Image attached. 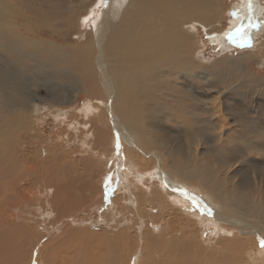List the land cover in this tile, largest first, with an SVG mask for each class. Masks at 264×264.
Segmentation results:
<instances>
[{
    "label": "bare ground",
    "instance_id": "6f19581e",
    "mask_svg": "<svg viewBox=\"0 0 264 264\" xmlns=\"http://www.w3.org/2000/svg\"><path fill=\"white\" fill-rule=\"evenodd\" d=\"M249 3H251V7H249ZM95 4H102L101 10L95 11ZM78 7L79 10H81L80 14H78V25L74 26L71 23L74 17V12L71 9L68 10L70 16L67 17L66 23L69 24L72 30H78V43H81L80 52L84 56V61L81 64L82 69L86 72L89 80L92 82L95 81L98 86H95V92L90 87L96 98H94L93 102L86 103L85 107L82 109L76 110L74 120L70 122L71 133L68 134L73 136L76 134L77 130L80 129L82 133H85L83 137L89 138L87 144L85 142L81 144L84 154L90 151L92 153L91 155H94L96 159L100 156V160H98L99 163L106 161L105 168L102 170L103 174L100 175L98 179V183L102 187L98 190L97 195H99V199L94 204L89 205L91 206L90 209L94 211L98 208L99 213H107L108 210H112L110 208H115L116 203L120 201H125L124 203L128 204V202L131 203V199L136 198L138 201L142 202L144 199L147 203L154 204L155 201L162 200L164 203V210L166 208L174 209L175 215L181 214L180 212H185V216L183 215L184 219L195 229H199L198 235L207 242V245L212 242V239H214V243L216 240L220 242V239L222 240V238L226 236L240 239V237H238L239 235L251 234L252 230L253 232L264 234L260 226L255 223L257 222L256 220L254 222L253 220H249L251 215L249 216L248 213L243 214L240 211L244 209L250 212L254 209L249 203L244 202L235 194L237 192H246L249 189L246 190V186H242L240 182H232L234 175L229 178L225 175L219 176L216 173L217 170H215V167L219 165L222 168V166L227 163L225 160L224 163L221 159L212 160L211 158H206V161H202L198 157L197 159L195 157L198 156V153H195L196 148L194 147L193 149L190 148L189 152L191 158L188 161L185 160L186 162L183 166H181L182 161L179 162V160L172 159L169 154L162 152L163 155L168 156L170 163L166 164V166H160L159 168L155 166L144 168L142 165H137V158L133 157L134 155L128 152V149H143L140 148L142 140L140 132L142 130L143 120L147 121L148 128L153 130V133H157L162 130V126L160 127V125L166 117H164L165 114L162 112L163 109L166 110L165 105L158 99V94L156 95L153 91L147 89V80L150 79L149 76L151 75L148 74L147 71L167 72L166 65L170 63L171 68H169L168 74L172 76L176 68L173 66L172 62L178 59L182 61L188 60L180 62L178 69H186V71L189 72L188 76L193 82L196 81L194 77L209 80L211 72L209 74L207 71L195 70V61L196 59L200 60L201 49L204 47L203 37L199 34V26L203 27L207 32L209 40L220 42L221 46L224 48L227 46V43L230 42H232V44L241 45L240 42L246 36L254 43V46L260 50L264 43L261 42V38H264V28L262 30L264 25H261L264 21V0L235 1V3L231 5L232 9L227 12L228 8L226 13L224 11L225 8L222 6V0H81ZM228 15L233 19L230 21L228 28L225 29L226 31L224 34H221L224 31L221 29V27H223L221 25L226 21ZM3 22L5 24L11 23V21L7 19V16L4 17ZM88 27H93L94 31L92 32ZM224 27L226 28L227 26ZM237 29H240V31H237ZM229 34H231V40L229 39ZM258 40L261 43H258ZM263 58L264 55L261 56L262 60ZM62 62L63 61L58 58L35 57L33 67L36 69L51 68L53 71H58L59 74L65 76L67 75L68 66ZM261 62L263 63V61ZM18 70L19 69L16 67V71ZM19 71L21 72V70ZM18 73L16 75L15 71L10 73L9 70L0 68V97L3 100L9 101L15 93H20L19 86L15 85L17 83L13 82L14 76H18ZM171 84L173 85L172 82ZM231 86L233 85L231 84ZM165 89L169 92L167 93V99L170 97L175 100L172 96L173 92H170L169 87L166 86ZM211 89H214V87ZM210 93V91L197 89L195 94L193 93V97H191L195 99L196 105L201 107L202 111L205 109L208 110L209 108L208 105L210 102L206 101L211 100L209 97ZM77 98L78 95H75L74 100H77ZM217 99H219V97ZM179 101L181 102L179 110H182V118L180 119L178 117L180 112L176 113L179 110H175L174 114L170 116L176 124H179L178 126L180 129L183 130L189 146L202 145L200 144L202 136V134H200V129L196 130L198 134L194 131L198 124H202V116L197 115V118H194L192 123L187 120L185 121L184 117L186 116V111H183L185 109L183 108L184 102L181 99ZM145 105H147V107H144ZM175 106H178L177 101ZM213 111L215 112L216 108H214ZM55 112L56 115H54V119L58 122L63 121L59 114H65V112L61 109H57ZM146 113L150 116L153 115L152 118L143 117ZM36 115V109L33 110L31 114L25 112V114L20 115L22 117V123H17L15 119V123L13 124L11 120L12 127H16L19 133H22L24 127H20V125L34 124L31 120ZM16 118L19 119V117ZM251 118L252 117H250V119ZM260 120V123H254L261 130L264 129V120H262V118H260ZM35 121L37 123L42 121V119L36 117ZM237 123L242 125L240 120L239 122L237 121ZM252 123L253 122L247 121L246 124ZM26 128L32 132L30 127ZM33 128H37L35 131L36 134H39L40 131L38 127ZM17 140H19V137L2 141L6 142L10 147L8 150L6 148L7 152L0 153V156H13L12 151L15 148ZM125 141L129 143L127 146ZM123 149H126L127 155L122 153ZM201 151L199 152L203 156L205 152ZM47 154H49V151H47ZM58 158L64 161V156ZM95 158L89 157L87 159L89 161H94ZM16 159L3 166L5 162L0 158V176L2 178L7 174L12 176L15 175L18 168H20L23 163L24 167L26 166L28 161L27 158ZM152 160L154 162V159ZM244 161L245 160H243V162ZM65 163L66 165H64L62 169L58 167V172L55 169L57 165L51 167V169H44L43 171L40 170L39 164L33 163L35 166L31 165L30 175L37 176L34 183L39 184L38 182L41 175H43L45 179L43 181L45 184L42 185L44 190L42 193L44 196H41L40 200L36 198L30 200V197H27L23 199V201L18 202V200L21 199V190L15 192L16 189L13 187L14 183L13 185L11 183L12 179L9 181L12 187L8 185L9 192L7 186H3L0 189V264H95L96 258L94 259V257L99 254H97L96 251L88 250V248L84 251L81 242H84V244H92L91 241L97 239L89 238L91 236L82 239L79 230L71 232L62 231L59 235L60 240L54 239L53 241L45 234L37 235L36 233H30V230L25 227L19 225L11 226L10 224L7 225L5 222L10 216H16L21 219L18 215L20 213L18 212L30 214L31 211H36L40 215H45L48 219L53 216V214H56L53 217V219H55L71 214L82 207L83 204L88 203L92 194L94 195L96 193V184L91 180V177L96 174L93 170L96 169L95 161L92 162L93 165H88L87 163V174H81L84 176L78 174L77 168L71 165L70 160L69 162L65 161ZM177 163L180 164V168L176 169V171L169 168L175 167ZM41 164L45 165L46 160ZM215 164L216 166L213 167ZM193 165L194 168L192 167ZM109 166H111L112 170L107 173ZM227 168H230V166H227ZM224 170L226 171V166ZM227 171L229 170L227 169ZM19 175L17 174L16 176ZM236 176H238V174ZM195 182H198L199 184L197 183V185L208 190L210 193L209 196L206 195L205 191L201 192L198 186L195 188L192 185L193 183L195 184ZM106 184L109 185L106 186ZM28 191L31 195L33 194L32 190ZM112 191H114V194L118 195L119 198L113 197L114 194L111 195L113 193ZM230 193L234 195L231 197L229 195ZM109 195L111 196L108 200L107 197ZM111 202L113 203L112 206H110ZM121 203L123 204V202ZM7 204L14 213L5 216L6 213L4 215L2 209L8 208ZM106 204H109V206L106 207ZM218 204L222 205L223 208H219ZM100 206L102 207L99 209ZM128 206L129 205L125 207ZM154 208L153 210H161L160 207ZM116 210L112 211L116 213ZM254 210L257 213L256 217L262 218L264 224L263 209L258 210L255 208ZM115 213L112 214L114 215ZM80 214L81 213L73 215V217H76L73 221L75 225H88L86 222H89L90 214H87V216H89L88 218L77 220ZM141 215L144 214L142 213ZM228 215H231V217ZM146 218H148L147 215ZM63 219L65 222H69L67 218ZM90 220L94 219L91 218ZM145 222H147L146 219ZM226 222L233 224V227L228 226ZM147 224L148 223H146V225ZM62 225L56 228L60 229ZM152 227L156 230V226ZM194 228H192L191 232ZM89 229H91V227H89L88 230ZM145 230L148 229L145 228ZM170 230L172 229L170 228ZM143 232L145 231L142 230V233ZM201 232H203V234ZM162 233L159 234L163 235ZM165 234H168L166 237L167 246L170 243L174 244V242L178 240L177 237L179 236L173 234V231L169 233L165 232ZM148 237L149 236H147V239ZM154 238L157 239L156 237ZM245 238L249 240V242H247L248 247L245 248L248 258L245 264H264V247H261L260 242H257L255 247L252 244L249 249L252 240L250 241L249 236H245ZM245 238H242V240ZM260 239H264V236L260 237ZM121 243L119 244L120 247L123 245H121ZM180 245L185 247L188 245V241H180ZM114 246L115 244L113 247ZM74 247L76 248L73 249ZM126 247L124 246V248ZM111 248L109 249L111 250ZM115 248L118 250V246ZM103 252H100L101 255ZM118 252L120 251L118 250ZM220 252H222V250ZM215 253L217 254L219 252L215 250L211 255H215ZM121 255H123V258L130 257L128 264H138V262H135L136 258L134 255H131L130 252ZM206 256H209V254ZM106 257L107 256H105V259ZM208 258L206 260H208ZM101 259H103V257ZM224 259L230 263L229 256H225ZM97 260H99V258ZM210 263H212V261ZM215 264L220 263L217 262Z\"/></svg>",
    "mask_w": 264,
    "mask_h": 264
},
{
    "label": "rangeland",
    "instance_id": "374dc122",
    "mask_svg": "<svg viewBox=\"0 0 264 264\" xmlns=\"http://www.w3.org/2000/svg\"><path fill=\"white\" fill-rule=\"evenodd\" d=\"M235 1L242 2V0H222L225 13L228 8L227 12L232 9L231 5L235 3ZM80 3L81 0H0V68H5L9 70L10 73L15 71L16 75L20 72L19 70H21L18 76H14L13 81L17 83L15 85L19 86L20 93H15L9 101H5L0 97V153L7 152L10 147L6 142L2 141H7L9 138L15 139V137H19V140L15 143V148L12 151L14 157L2 156V158L0 156V158L5 162L3 166L9 162L15 161L16 158V160L23 158L28 159L26 166L24 167L23 163V165L18 168L19 171L17 170L15 175L12 176L7 174L4 178L0 176V189L3 186H7L9 192L8 185H11V183L13 185L14 183L13 187L16 189L15 192L21 190V199H19L18 202L23 201V199L27 197H30V200L35 198L40 200L41 196H44L42 193L44 191L42 185L45 184V182H43L45 179L44 176L41 175L38 182L39 184L34 183L37 176L30 175V168L35 166L33 163L39 164L41 171L44 169H51V167L57 165L55 169L58 172V167L62 169L64 165H66L65 161L69 162L70 160L71 165L75 166L78 174L81 175L82 173L87 174V163L88 165H93L92 162L95 161L96 169L93 170L96 174L91 177V180L96 184V193L94 195L92 194L88 203L83 204L77 211L62 217L53 219L56 215L53 214V216L48 219L45 215H40L36 211H31L30 214L18 212L20 213L18 215L21 219L16 216H10L5 222L7 225L25 227L30 230V233H36L37 235L45 234L53 241L54 239L60 240L59 235L62 231L71 232L79 230L82 239L91 236L89 238L98 240L91 241L92 244L86 242V244H84V242H81L84 251L88 248V250L96 251L97 254H99L94 257L96 261L93 259L95 264H118V261L119 264H128L130 257L123 258V255H121L126 252H130L131 255H134L136 258L135 262H138V264L247 263L248 258L245 248L248 247L247 242H249V240L245 238V236H249L250 241L252 240L249 245L250 249L252 244L255 247L256 243L260 242V237L264 236L263 233L253 232L252 230L251 234L239 235L238 237H240L241 240L226 236L222 238V240L220 239V242L216 240L214 243V239H212V242L207 245V242L198 235L199 229H195L184 219L185 212H180L181 214L175 215L174 209L166 208L164 210V203L162 200L155 201L154 204H149L144 199L141 202L136 198L131 199V203L128 202V204H125V201H120L115 205L117 210L109 207L112 210H116V213L112 210H108L109 212L107 211V213H99L98 208L94 211L90 209L91 206L89 205L94 204L99 199V195L97 194L98 190L102 187L99 185L98 179L100 175L103 174L102 170L105 168L106 161L99 163L98 160H100V156L96 159L94 155H91L92 153L90 151L84 154L81 144L82 142L87 144L89 138L83 137L85 133H82L80 129H78L73 136L68 134L71 133L70 122L74 120L76 110L82 109L88 102H93L94 98H96L93 91L95 92V86H98L95 81L92 82L89 80L86 72L82 69L81 64L84 61V56L80 52L81 43H78V30H72L69 24L66 23L67 17L70 16L68 10L71 9L74 12L71 23L74 26L78 25V14H80L81 11L78 7ZM94 7L95 11H99L101 10L102 4H95ZM5 16H7V19H9L11 23L5 24L3 22ZM229 16L230 15H228L226 21L221 25L223 26L221 29L224 30L221 34H224L226 31L225 29L228 28L230 21L233 19ZM261 25H264V21ZM224 26L227 27L225 28ZM199 28V34L203 37L204 47L201 49L200 60L196 59L195 61V70L207 71L209 74L211 72L210 79L205 80L200 77H194L196 81L193 82L188 76L189 72L186 71V69H178L180 62L188 60L182 61L178 59L172 62L173 66L176 67L175 73H173L172 76L168 74L169 68H171L170 63L166 65L167 72H152L148 70L147 73L152 76L150 75V79L147 80V89H150L156 95L158 94V99L165 105L166 110L163 109L162 112L165 114L164 117H166L160 125V127L162 126V130L157 133H153V130L148 128L147 121L143 120L142 130L140 132L142 136L140 148L143 149H128V152L134 155L133 157L137 158V165H142L144 168H151L153 166L159 168L160 166H166V164L170 163L168 156L163 155L162 152L169 154L172 159L179 160V162L182 161L181 166H183L185 162L191 158L189 152L190 148L193 149L194 147L196 148L195 153H198V156L195 158L198 157L202 161H206V158H211L212 160L221 159L224 163L226 161L227 163L222 166L223 170L219 165H217V167H215L216 164L213 166L215 170H217L216 173L219 176L225 175L229 178L234 175L232 182H240L242 186H246V190L249 189L246 192L235 193L238 198L249 203L254 209H263L264 214V129L260 130L254 123H260V118L264 120V58L263 60L261 59V56L264 55V38H261L263 46L260 50H258L254 46V43L246 36L240 42L241 45L232 44V42H230L227 43V46L224 48L221 46L220 42L209 40L207 32L203 27L199 26ZM263 28L264 26L262 30ZM88 29L92 32L94 31L93 27H88ZM257 42L261 43L259 40ZM35 57L58 58L63 61L62 63L68 66L67 75L63 76L59 74L58 71H53L51 68L36 69L33 67ZM261 61H263V63ZM16 67L19 69L18 71H16ZM231 84L234 87L231 86ZM166 86L169 87L170 92H173L172 96L175 100L171 99L169 96L170 100L167 99V93L169 92L165 89ZM212 87H214V89H211ZM197 89L211 92L209 95L211 100H205L206 102H210L208 110L205 109L202 111V108L196 105L195 99L191 98ZM75 95H78L77 100H74ZM218 97L219 99H217ZM180 99L184 102L183 108L185 109L183 111H186V116L184 117L185 121L187 120L192 123L194 118H197V115L202 116L203 125L198 124L197 128L194 129L196 134H198L196 130L200 129V134H202L200 144L202 145L189 146L183 130L180 129L178 126L179 124H176L170 116L174 114L175 110H179V105L181 103L179 101ZM176 101L178 102L177 107L175 106ZM144 107H147V105ZM214 108H216L215 112L213 111ZM35 109L37 115L31 120L34 124H21L20 127H24L22 133H19L16 127H12L11 120L14 124V120L16 119V122L20 124L22 123V117L20 115L25 114V112L31 114ZM57 109H61L65 112V114H59L63 121L58 122L54 119V115H56L55 110ZM179 112L180 114H178V117L181 119L182 110L176 113ZM144 116L145 118H152L153 115L150 116L146 113L143 117ZM249 116L253 119H250ZM16 117H19V119ZM36 117L41 118L42 121L36 123ZM239 120L242 125L237 123ZM247 121L253 123L247 125ZM26 127H30L32 132ZM33 127H38L40 131L39 134H36L35 130H37V128ZM125 144L127 146L129 143L125 141ZM201 149L205 152L203 156L199 152ZM47 151H49V154H47ZM122 153L127 155L126 149H123ZM60 156H64V161L58 158ZM89 157L95 158V160L89 161L87 159ZM152 159H154V162ZM45 160L46 164L42 165L41 163ZM243 160L245 161L243 162ZM225 166L226 171L224 170ZM227 166H230V168H227ZM192 167L194 168V165ZM169 168L176 171V169L180 168V164L177 163L175 167ZM227 169L229 171H227ZM111 170L112 168L109 166L107 173ZM17 174L20 175L16 176ZM237 174L238 176H236ZM11 179L13 182L11 181L9 184ZM197 183L198 182H195V184L193 183L192 185L195 188L198 186L201 192L205 191L206 195L209 196V191L197 185ZM108 185L109 184H106V186ZM28 190H32L33 194L31 195ZM112 192L111 195L114 194V191ZM111 195L107 197L108 200ZM229 195L232 197L234 194L230 193ZM113 197L119 198L116 194H114ZM121 202H123V204ZM112 205L113 203L111 202L110 206ZM127 205L129 206L125 207ZM7 206L8 208L2 209L4 215L6 213L5 216L14 213V211L9 208L8 204ZM108 206L109 204H106V207ZM101 207L102 206H100L99 209ZM154 207H160L161 210H153L155 209ZM219 208H223V206L219 205ZM254 209L250 212L244 209L240 211L243 214L248 213L249 216L251 215L249 220H253V222L256 220L257 222L255 223L264 231L262 218L256 217L257 213ZM79 213L81 214L77 217V220L88 218L89 216H87V214H90L89 222H86L88 225H75L73 221L76 217H73V215H78ZM112 213L115 214L113 215ZM142 213L144 215H141ZM146 215L149 219L146 218ZM144 216L147 222H145ZM228 216L231 217V215ZM63 218H67L69 222H65ZM91 218L94 220H90ZM146 223L148 224L146 225ZM226 224L233 227L231 223L226 222ZM60 225H62L60 229L56 228ZM88 226L91 227V229L88 230ZM152 226H156V230ZM145 228L148 230H145ZM170 228L172 230H170ZM192 228H194V230L191 232ZM141 229L145 232L142 233ZM170 231H173V234L179 237H177L178 240H176L174 244L170 243L167 246L166 237L168 234H165V232L169 233ZM201 233L203 234V232ZM145 234L149 236L148 239ZM242 238L245 239L242 240ZM180 241H188V245L184 247L180 245ZM120 243L121 245L123 244L121 247L119 245ZM114 244L115 246L113 247ZM156 244L159 245L157 246ZM117 246L120 252L115 248ZM124 246H127V249L124 248ZM75 248L76 247L73 249ZM109 248H111V250ZM215 250L220 254L215 253V255H211ZM221 250L222 252H220ZM99 251L104 252L101 255ZM207 254H209V256H206ZM105 256H107L106 259ZM225 256H229L230 263L224 259ZM102 257L103 259H101ZM98 258L103 261L97 260ZM207 258L208 260H206ZM210 260L212 263H210Z\"/></svg>",
    "mask_w": 264,
    "mask_h": 264
},
{
    "label": "snow or ice",
    "instance_id": "6c2138e0",
    "mask_svg": "<svg viewBox=\"0 0 264 264\" xmlns=\"http://www.w3.org/2000/svg\"><path fill=\"white\" fill-rule=\"evenodd\" d=\"M249 7H251V3H249ZM237 31H240V29H237ZM229 39L231 40V34H229ZM260 244H261V247H264V239L260 240Z\"/></svg>",
    "mask_w": 264,
    "mask_h": 264
}]
</instances>
